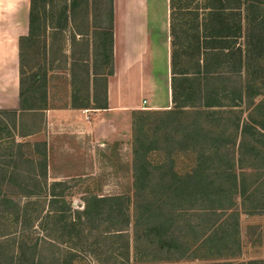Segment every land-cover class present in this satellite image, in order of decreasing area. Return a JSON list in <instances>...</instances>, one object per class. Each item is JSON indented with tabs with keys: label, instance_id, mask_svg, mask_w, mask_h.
I'll use <instances>...</instances> for the list:
<instances>
[{
	"label": "trees",
	"instance_id": "obj_1",
	"mask_svg": "<svg viewBox=\"0 0 264 264\" xmlns=\"http://www.w3.org/2000/svg\"><path fill=\"white\" fill-rule=\"evenodd\" d=\"M30 1L31 36L28 41L34 39L35 30L41 21L37 1ZM87 1L82 0L85 5ZM185 1L169 0L171 92L174 108L167 111L169 120L178 124L174 128V135L179 136L184 147L174 150L175 154L172 152L174 158H162L154 162L151 154L158 151L155 146L157 142H149L139 133L133 149V197L88 194L83 198L82 208L74 210V201L68 200L63 192L66 183L48 182L45 144L34 146V150L42 157L41 161H36L31 158V153L24 150L31 145L17 143L15 136L10 135L11 140L7 137L8 144L4 150L12 151V154H6L5 157L11 156V160L15 158L18 163L14 167L9 163H0V264L39 263H36L35 256L40 251H36V245H29L24 234L27 218L30 216L28 206L31 203L22 200L36 196L34 193H24V173L34 176L31 179L37 183V187L42 185L53 189L48 197L49 211L46 216L49 218L59 214V232L63 231L61 238L67 236L69 241L81 240L87 231L90 235L95 232L96 238L103 239L104 242L128 238V228L133 223L136 241L139 237L138 229L144 227L142 238L148 247L157 245L161 251L179 256L177 260L180 261L188 258L191 250L190 243L186 241L188 237L194 236L199 242L205 239L228 240L237 236L238 200H241L245 208L247 200L252 199L253 195L249 194L250 189L244 175H239L236 170V164L242 166L243 157L237 160L235 156L241 153L242 156L249 154L259 159L264 154V116L262 121L252 115L247 121L238 117L231 120V128L229 126L221 132L207 128L205 124L218 128L220 118H223L219 109L240 108L245 98L251 97L249 86L246 87V92L242 88L238 92L233 91V95H226L225 90L221 93L217 81L225 70L241 76L243 68L249 65L247 44L251 38L250 33L256 30L259 43H264V0H203L202 3L195 4ZM65 14L67 15V11ZM68 23L69 18L66 17L59 28L64 30ZM181 35L185 42H182ZM242 35L248 40L245 50L242 45H238ZM22 56L21 53V66ZM188 59L195 62L191 69L183 68L184 60ZM38 91L43 92L41 107L35 103L34 95ZM20 99V113H0L13 116L11 128L14 130L20 129V125L17 126L16 123L24 112L43 110L46 106V78L36 73L28 81L21 71ZM225 99L229 100V105H224ZM263 103L256 107L262 110ZM106 106L104 96L103 103L95 108H107ZM188 113H192L194 120L184 127L178 119ZM204 118L209 121L201 124L200 121ZM28 135L30 134L21 133L18 137L25 138ZM166 141H169L168 137ZM182 153L190 157V165L181 171L176 157ZM216 161L218 166H213ZM38 171H41V177L37 175ZM155 174L159 175L157 183H153ZM57 187L62 191L59 195L55 193ZM56 204H59L58 209ZM258 209L260 208L256 207L255 210ZM227 215L229 222L221 221ZM192 216L199 219L196 222L203 221L202 225L200 223L203 226V229L200 227V234L195 233L199 227L191 224L194 221L191 220ZM17 227L20 229L17 230ZM60 240L59 253L60 246L66 245ZM99 245L97 242V248H101ZM107 248L112 252L110 254L117 250L114 243ZM122 249L125 251L123 256L129 260V241ZM28 250L35 251L31 262L26 257ZM83 252H87L86 247L79 250L72 245L66 251V256L59 255V264H81ZM108 262L105 264H116L113 263L116 261ZM247 264H256V261Z\"/></svg>",
	"mask_w": 264,
	"mask_h": 264
},
{
	"label": "rangeland",
	"instance_id": "obj_2",
	"mask_svg": "<svg viewBox=\"0 0 264 264\" xmlns=\"http://www.w3.org/2000/svg\"><path fill=\"white\" fill-rule=\"evenodd\" d=\"M36 1L41 13V21L35 30L34 39L26 44L22 56L21 71L25 78L29 81V78L36 73L46 78V97L49 96L51 107L73 108L90 103L95 108L102 104L103 83L108 80L111 73H114L112 36L114 0H88L87 5L83 4L82 0ZM185 2L195 4L202 3L203 0ZM65 11L67 15H64ZM66 17L69 18V23L64 30L60 29ZM250 34L249 42L244 35L238 40V45H242L244 50L248 42L249 65L243 68L241 76L238 73L230 74L225 70L217 81V87L219 92L225 90L226 95H230L229 93L233 95V91L238 92L242 88L246 92V87L249 86L250 93H248L251 97L245 98L240 108L228 107L218 110L223 117L220 118L219 127L215 129L211 124H205L207 128L217 132L224 131L229 126L231 128V120H236L238 117L247 121L252 115L258 121L263 120L264 105L262 110L256 106L264 102V43H259L256 30ZM181 39L185 42L183 35ZM185 61L183 68L191 69L195 66L194 61L191 62L189 59L186 63ZM34 97L36 105L43 106V92H36ZM223 103L229 105V100L225 99ZM172 108L174 105L166 110L133 112L130 120L121 121L118 128L109 126L110 129L106 130L103 126L101 128L96 126L94 132L88 135L78 134L70 127H59L58 131L51 134L50 149L46 151L48 182L66 183L63 192L68 196V200L74 201L72 205L74 210L82 208L83 198L88 194L133 197V149L136 135L141 133L149 142H157L155 146L158 151L151 154L154 162L162 158L164 160L174 158L173 151L184 147L179 136L174 135V128L178 127V124L169 120L167 114ZM9 112L12 111H0V113ZM113 120L116 121L114 118ZM193 120L192 113H188L179 116L178 122L185 127ZM207 121L209 120L204 118L200 123ZM13 123L14 118L11 114H0L2 133L0 163L4 165L9 163L11 167L18 163L15 158L11 160V156L5 157L6 154H12V151L4 150L8 144L7 137L9 139L10 135L15 136L17 143L30 144L31 147L27 146L25 152L31 153L32 159L41 161L42 157L34 150V146L44 145V142L48 144L47 131H40L26 139L18 137L21 133L29 134L43 127L41 119L24 117L22 114L16 123L17 126L20 125V129L11 128ZM166 137L169 141H166ZM15 151L14 149L13 152ZM235 157L237 160L243 157L242 166L236 164V170L239 175H244L250 189L249 194L253 195L252 199L247 200L245 208L241 200H238L239 233L235 238L228 240L205 239L198 242L194 236L188 237L186 241L190 243L191 250L188 258L180 261L177 260L179 256L161 251L157 245L148 247L147 242L142 238L144 227L138 229L139 237L136 241L133 223L128 228V238L124 239L104 242L103 239L96 238L95 232L90 235L88 231L81 240L69 241L67 236L61 238L63 231L59 232V214L49 218L46 216L49 211L48 197L53 189L42 185L40 188L37 187V183L32 181L34 176L24 173L25 183L21 181L26 186L24 193L36 195L32 196L34 198L22 200L31 203L28 206L30 216L27 218L24 234L29 245H36V251H40V254L35 256L36 263L38 261L37 264H59V255L66 256V251L74 245L79 250L83 246L86 247L87 252H83L81 264H105L109 263L108 260L116 261L113 262L116 264H247L253 260L256 264H264V154L259 159L249 154L242 156L241 153H237ZM189 158L184 153L177 155L178 169L182 171L188 168ZM213 166H218L217 161ZM36 173L41 177V171ZM158 176L155 174L153 183L158 182ZM55 190L57 195L62 192L59 187ZM55 207L59 208V204ZM256 207L260 209L256 211ZM247 211L252 215L247 214ZM191 220H194L191 222L192 225L199 227L195 233L200 234L203 221L196 222L199 219L193 216ZM225 220L229 222L228 215L223 216L221 221ZM19 229L17 227V230ZM222 230L224 228L221 232ZM59 240L66 243L65 246H60L61 253H59ZM127 241L130 244L129 260L123 256L125 251L122 249ZM97 242L101 248H97ZM113 243L117 250L114 254H110L112 252H109L107 246ZM34 252L27 251L26 257L30 262L34 258Z\"/></svg>",
	"mask_w": 264,
	"mask_h": 264
},
{
	"label": "crops",
	"instance_id": "obj_3",
	"mask_svg": "<svg viewBox=\"0 0 264 264\" xmlns=\"http://www.w3.org/2000/svg\"><path fill=\"white\" fill-rule=\"evenodd\" d=\"M30 11V0H0V111L21 112V53L30 42ZM112 36L114 73L102 86L107 108L88 103L59 109L47 95L43 110L24 112L39 117L43 127L23 139L47 131L48 152L51 134L61 126L88 135L96 126L118 128L133 112L173 105L169 0H114Z\"/></svg>",
	"mask_w": 264,
	"mask_h": 264
}]
</instances>
